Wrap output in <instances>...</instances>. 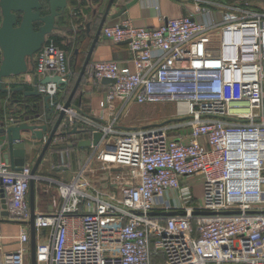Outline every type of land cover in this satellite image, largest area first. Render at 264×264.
I'll return each mask as SVG.
<instances>
[{
    "label": "built area",
    "instance_id": "built-area-1",
    "mask_svg": "<svg viewBox=\"0 0 264 264\" xmlns=\"http://www.w3.org/2000/svg\"><path fill=\"white\" fill-rule=\"evenodd\" d=\"M180 1L193 3L195 14H159L157 28L129 20L102 28L113 44L127 42L133 65L87 67L92 85L115 81L101 103L109 123L55 106V114L65 112L64 130L49 153L77 136L67 134L75 125L102 138L70 182L49 180L57 197L54 211L34 217L36 264H264V12L247 0ZM34 58L39 79L68 81L73 73L51 37ZM38 92L53 97L57 89L40 85ZM117 99L120 113L173 104L175 120L119 130ZM35 160L28 153L18 170L0 163V264H30L29 183L44 180L31 175ZM188 177L202 180L196 207L191 187L182 185ZM4 221L22 225L15 250L4 248Z\"/></svg>",
    "mask_w": 264,
    "mask_h": 264
},
{
    "label": "crops",
    "instance_id": "crops-1",
    "mask_svg": "<svg viewBox=\"0 0 264 264\" xmlns=\"http://www.w3.org/2000/svg\"><path fill=\"white\" fill-rule=\"evenodd\" d=\"M108 1L109 0H67L66 10L59 18L56 19V30L51 34L52 38H54L57 46L66 52L67 64L70 65L75 73V75L72 76V80L69 82V88L74 85L76 74H78L81 69L85 53L91 44V40L97 30L101 16L108 4ZM128 1L130 0H115V6L113 7L111 14L116 12L115 8L120 7V4H125ZM247 1L255 8H258L259 11L264 12V0ZM234 2H237V0H229L228 3ZM195 10L196 7L193 3L180 0H159L158 11L155 9V2L153 0L139 1L127 10L125 16H123L125 18L122 17L115 20L108 18L105 26H111L118 22L129 20L135 27L157 28L162 23L159 20V14L160 16L168 19H177L195 14ZM76 51H79V53L77 54ZM96 62H115L121 66H126L133 71V65L131 63V56L129 54L127 44H113L103 36L102 30L92 51L89 65ZM28 66L29 69H34L36 66V59L33 58V60L28 63ZM4 85L6 88L23 86L25 88L24 91L29 92L33 89L32 76L24 75L6 79L4 80ZM105 91L106 85H92L89 77L86 75L72 102L75 106H79V108L86 114L100 121H104L107 124L111 121V117L109 116L110 109L101 108V103L105 101ZM68 95L69 93H60L61 101H66ZM25 101H30V99L24 97L22 92H13L10 94L0 93V119L1 115H9L12 113L11 110H14L15 108H17L15 117L22 116L21 114L24 111L22 108H19L21 106L17 105ZM121 106L122 101L120 99H117L112 103V110L115 114L126 112V110H124L120 113ZM52 123L53 121L50 122V125H52ZM117 128L119 130H128L132 127H127L125 125L120 126L118 124ZM63 130L64 129L62 127L59 129V131ZM22 139L26 143V149L30 154V158H37L35 156H38L43 146L42 141L31 140L29 134H22ZM87 139H91V135L89 133L84 135L69 136L67 137L66 144L61 146L56 153L50 152V156L46 157L39 167H42L51 174H59V178H55L54 180L43 178L44 181L49 182V180H51L62 183L70 182L75 173L86 165L89 159L93 156L94 151L91 147H77L80 140ZM52 150L55 151L54 148H52ZM61 152L64 153L63 161L60 159ZM53 156H58V160L54 159ZM94 165H96L95 160H93L92 166ZM96 178L100 180L101 186L106 185V180L102 179L101 174H97ZM182 182V185L190 186L187 178L183 179ZM34 184V213H51L54 211V208L52 207V198L57 197L56 191H47L42 187H36V183ZM20 226L22 225L10 221H4L2 223L1 232L2 236L6 238L4 241V248L6 251L16 249L17 244L15 237L20 231ZM26 228L29 230L28 226H26Z\"/></svg>",
    "mask_w": 264,
    "mask_h": 264
},
{
    "label": "water",
    "instance_id": "water-1",
    "mask_svg": "<svg viewBox=\"0 0 264 264\" xmlns=\"http://www.w3.org/2000/svg\"><path fill=\"white\" fill-rule=\"evenodd\" d=\"M145 0H130L120 7L115 8L116 12L111 14L115 6V0H109L108 4L101 16L97 30L91 40V44L85 53V58L81 69L76 75L74 85L66 99L63 102V109H73L78 114L91 121L105 125L104 121H100L85 112L79 106L73 104V98L76 95L83 79L86 77V70L91 60L92 51L100 37L102 28L106 25L108 18L120 19L125 16L127 10L138 3ZM67 8V0H0V93L10 94L13 92H22L24 97L30 101H25L17 106L23 109L22 116L15 117L16 109L11 110L9 115H1L0 119V163L8 166L12 170H18L25 164L28 154L26 143L22 139V134H29L31 140L43 141V136L47 135L43 146L33 164L31 175L35 176L37 169L43 162L52 139L61 127V123L65 116L62 110L55 114L54 108L57 104L62 103L60 93L64 92L74 75V72L68 75V81L63 80L60 76H45L41 80L35 75L34 69H29L28 63L33 60L34 56L40 51L46 39L56 30V19L59 18ZM125 18V17H123ZM127 44V42H124ZM78 54L79 51H76ZM32 76V91L25 92L23 86L15 88H6L4 80L16 78L19 76ZM102 85H110L115 83L112 79H102ZM54 84L57 94L53 97L42 96L38 92V86ZM105 99V95H104ZM54 119L53 125L49 122ZM13 118L15 122L9 123V119ZM45 119L48 124H40ZM89 133L88 129H78V125L69 131L68 135H84ZM102 138V133L94 132L91 139L80 140L77 144L79 148H87L97 146ZM32 179L29 183V206L31 219L29 221L30 235V264H36V237L34 228V204H35V184ZM6 215V212L3 213ZM157 214V213H151ZM162 215H172L173 212L161 213Z\"/></svg>",
    "mask_w": 264,
    "mask_h": 264
},
{
    "label": "rangeland",
    "instance_id": "rangeland-1",
    "mask_svg": "<svg viewBox=\"0 0 264 264\" xmlns=\"http://www.w3.org/2000/svg\"><path fill=\"white\" fill-rule=\"evenodd\" d=\"M222 3H228L229 0H219ZM175 114V107L173 104H164V105H134L128 107L125 113L118 115L117 122L120 126L125 125L132 128H142L148 125H154L161 123L166 120L173 119ZM50 156L49 153L45 156ZM54 159L58 160V156H53ZM36 174L45 179H55L59 178V174L50 173L47 170L39 167ZM102 179L106 180L102 175ZM188 184L191 186L192 195L194 199V204L196 207L197 202H199L203 197V185L202 180L196 177H188ZM36 187H42L47 191H56V185H52L49 182L44 180L36 181Z\"/></svg>",
    "mask_w": 264,
    "mask_h": 264
},
{
    "label": "trees",
    "instance_id": "trees-1",
    "mask_svg": "<svg viewBox=\"0 0 264 264\" xmlns=\"http://www.w3.org/2000/svg\"><path fill=\"white\" fill-rule=\"evenodd\" d=\"M237 1H240V0H237ZM49 37H51L52 38V35H50ZM52 39H54V38H52ZM74 72V71H73ZM74 75H75V73H74ZM77 75V74H76ZM71 80H72V78H71ZM70 80V81H71ZM72 88V87H71ZM71 88H69V85H68V87H67V89L64 91L66 94H68L70 91H71ZM54 117L52 118V121H54ZM54 152H57L56 150L54 151Z\"/></svg>",
    "mask_w": 264,
    "mask_h": 264
},
{
    "label": "bare ground",
    "instance_id": "bare-ground-1",
    "mask_svg": "<svg viewBox=\"0 0 264 264\" xmlns=\"http://www.w3.org/2000/svg\"><path fill=\"white\" fill-rule=\"evenodd\" d=\"M182 107V106H181ZM184 110V108L182 109V108H180V111H183Z\"/></svg>",
    "mask_w": 264,
    "mask_h": 264
}]
</instances>
